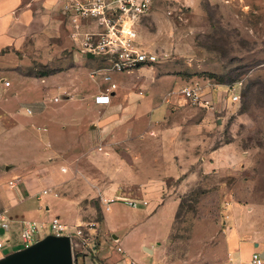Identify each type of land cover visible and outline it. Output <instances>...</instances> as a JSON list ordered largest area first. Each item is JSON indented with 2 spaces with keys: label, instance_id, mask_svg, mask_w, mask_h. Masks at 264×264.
Segmentation results:
<instances>
[{
  "label": "crops",
  "instance_id": "obj_1",
  "mask_svg": "<svg viewBox=\"0 0 264 264\" xmlns=\"http://www.w3.org/2000/svg\"><path fill=\"white\" fill-rule=\"evenodd\" d=\"M65 1L0 0V105L3 101L1 95L6 91L3 88H11L13 84L7 79L8 76L18 80L22 86L33 80L44 83L65 72L80 76L85 71L82 69L86 68L85 62H94V58L78 51L84 60L70 63L78 56L75 50L80 46L73 42L70 27L63 16ZM34 62L42 65L43 74L34 72L39 69L38 64L33 67ZM164 70L155 66L136 70L139 75L132 87L138 90L137 94L115 83L117 89L110 94L109 105L95 102V97L104 95L109 84L95 82L97 94L86 97L82 95L84 91H80V96H84L82 99L80 96L69 98L68 87L58 88L64 95L61 96L65 103L58 110H53L57 117L50 119L48 125L38 127L37 131L44 135L34 136V144L31 145V149L36 148L37 153L34 160L15 167L8 164L0 174L3 177L15 169L20 170L16 180L7 183L8 189L0 188V213L4 212L10 223L7 232L9 238L3 241L4 246L0 249V263L24 251L20 240L21 223L34 222L29 221L27 216L41 213L52 218L48 223H40L47 226L55 218L69 227L80 223H97V227L90 231L95 250L82 256L84 264H167L161 259L160 247L152 243L151 249H147L148 243L137 238L139 225L143 221L165 215L166 206L172 209L179 207V200H161V197L164 192L174 191L167 181L182 177L175 166L178 165V157L183 155L184 141L172 138L166 141L152 140L150 135L161 130L177 134L183 126L176 122V118L184 114L175 106L178 100L170 99L173 95H165L161 100L157 96L145 95L148 83L154 85L174 77ZM79 76L80 86H83ZM179 78L187 84V79ZM191 80L202 81L196 78ZM55 90V86L45 88L44 94L50 97V91ZM226 91V86L214 91V109H203L204 120L212 119L224 108L228 109ZM19 94L15 93L14 98ZM56 94L58 96L54 98H60ZM88 98L99 110L100 117L86 124L84 119L87 114L83 113L87 112L80 109L74 110V113L72 110L78 109L79 104ZM7 100L5 98L4 101ZM59 100L61 103V98ZM44 105L41 102L38 108L44 109ZM3 109L7 117L15 116L9 114L5 107ZM170 122L175 124L171 125ZM7 132L5 125H0L1 136L5 134L6 138ZM73 136L76 140H73ZM42 142L49 152H40ZM45 155L48 156L47 161H52L48 165L42 162ZM207 161L208 158H205L206 166ZM56 164L58 171L53 169ZM177 189L175 196H181L183 184ZM46 190L50 191L45 194ZM47 196H51V199L42 202ZM115 197L120 199L115 201L112 199ZM35 198L37 204H30ZM128 201L137 202L138 207L129 206ZM119 202L134 210L141 205L147 207L143 211L145 219H120L117 216L118 206H115ZM98 206L103 210L102 221L94 222L93 218L99 213ZM173 220L174 217L171 225ZM119 224L122 226L119 227ZM224 226L219 264H253V256L263 254L264 203L233 201L229 204ZM119 231L123 234L114 235L111 240V234ZM49 236V231L43 230L40 241ZM132 243L136 246L131 247ZM124 244L125 250L120 247ZM143 249L146 251L143 252Z\"/></svg>",
  "mask_w": 264,
  "mask_h": 264
},
{
  "label": "rangeland",
  "instance_id": "obj_2",
  "mask_svg": "<svg viewBox=\"0 0 264 264\" xmlns=\"http://www.w3.org/2000/svg\"><path fill=\"white\" fill-rule=\"evenodd\" d=\"M138 31L140 42L147 50L164 51L168 55L167 60L155 68H164L167 75L174 76L154 85L148 83L145 95L157 96L161 100L165 95L173 94L170 99L178 100L175 106L184 114L176 118V122L183 126L177 134L161 130L150 136L152 140H183L185 148L175 166L182 177L167 181L174 191L164 192L161 197V200H179L181 207L172 209L166 206L165 215L143 221L137 238L148 243L147 249H151L152 243L160 247L161 259L167 264H219L222 255L219 246L223 241L229 204L233 201L264 203V0H156L150 14L138 24ZM76 50L78 56L70 63L84 60L78 52L80 48ZM35 64L39 69L34 72L43 74L42 65L34 62L33 67ZM97 65L98 59L86 61V68H82L85 71L80 76L65 72L44 83L33 80L25 86L8 76L13 84L11 88L4 87L6 91L1 95L0 125H5L8 132L6 138L5 134H0V174L8 164L15 167L27 162V165L35 157L36 148L31 149L34 136L44 135L37 131L38 127L48 125L50 119L57 117L53 110L65 103L59 87H68L69 98L79 97L80 91H84L82 95L86 97L97 94V83L93 82L89 72ZM138 75L137 71L113 73L111 83L137 94L138 90H133L132 86ZM78 76L83 86H80ZM179 77L187 79V84ZM195 78L236 87L235 91L241 95L240 102L231 105L228 100V109L204 120L203 108L184 102L180 94L182 88L197 81L191 80ZM98 82L108 84L103 79ZM52 86L57 90L50 91V97H46L44 89ZM18 92L19 96L14 98ZM56 93L61 103L54 102V97L58 96ZM5 98L8 99L6 102ZM41 102L45 104L44 109L38 108ZM79 106L72 112L80 109L87 112L83 113L87 114L86 124L100 117L99 110L89 98ZM3 107L15 116L7 117ZM27 109L33 114L28 115ZM73 140H76L75 136ZM40 152H49L43 142ZM47 158L45 155L42 161L45 165L52 162ZM205 158L209 160L207 166ZM53 169L58 171L59 166L56 164ZM19 172L15 169L0 177V188L8 189L7 183L16 180ZM181 184L183 194L175 196ZM50 197H44L42 202L49 201ZM37 202L35 198L30 204ZM115 206H118L120 219H145L143 211L147 207L143 205L136 210L120 202ZM100 210L92 221H102L103 210ZM27 218L39 224L52 220L49 215L41 213ZM122 234L121 231L113 232L110 238ZM0 238L8 240V233L0 230ZM134 246L136 244L132 243L131 247ZM120 247L125 250V244ZM78 264H84L82 257Z\"/></svg>",
  "mask_w": 264,
  "mask_h": 264
},
{
  "label": "built area",
  "instance_id": "obj_3",
  "mask_svg": "<svg viewBox=\"0 0 264 264\" xmlns=\"http://www.w3.org/2000/svg\"><path fill=\"white\" fill-rule=\"evenodd\" d=\"M155 2L156 0L65 1L62 13L70 27L73 42L79 44L80 52L84 56L91 54L100 63L99 67L90 71L91 79L97 82L101 78L110 85L104 95L95 97L97 104H110V94L117 89V85L111 83V74L133 72L167 60L168 55L164 51L147 50L140 42L138 24L150 14ZM221 86L224 85L209 79L196 81L182 88L180 94L192 106L213 110L215 104L212 94ZM226 88L227 99L233 104L240 102L241 95L235 91L236 87ZM171 95L173 94H169V97ZM59 101V98H54V102ZM27 114L32 115L33 111L27 109ZM49 191L46 190L45 194ZM127 203L133 208L138 207L137 202ZM96 227L97 223H80L69 227L59 218H55L48 226L24 221L21 223V245L24 250L33 247L40 241L42 231L48 228L50 236L67 237L71 240L73 258L75 264H78L80 257L95 250L90 231ZM9 229L10 223L6 214L0 213V230L8 232ZM3 246L4 242L0 240V249ZM252 263L264 264V259L260 254H255Z\"/></svg>",
  "mask_w": 264,
  "mask_h": 264
},
{
  "label": "water",
  "instance_id": "obj_4",
  "mask_svg": "<svg viewBox=\"0 0 264 264\" xmlns=\"http://www.w3.org/2000/svg\"><path fill=\"white\" fill-rule=\"evenodd\" d=\"M88 57L93 58V55L90 54ZM261 257L264 259V252ZM0 264H75V260L69 238L49 236Z\"/></svg>",
  "mask_w": 264,
  "mask_h": 264
},
{
  "label": "trees",
  "instance_id": "obj_5",
  "mask_svg": "<svg viewBox=\"0 0 264 264\" xmlns=\"http://www.w3.org/2000/svg\"><path fill=\"white\" fill-rule=\"evenodd\" d=\"M214 81V80H213ZM217 83V82H216ZM219 84V83H218ZM221 85V84H220ZM224 86H227V87H229V86H231V85H224ZM181 207V204H180V206H179V208ZM98 211L100 212L101 210H100V207L98 206Z\"/></svg>",
  "mask_w": 264,
  "mask_h": 264
}]
</instances>
